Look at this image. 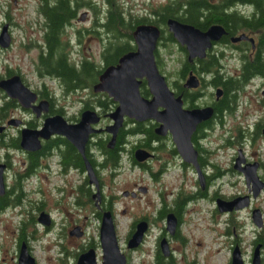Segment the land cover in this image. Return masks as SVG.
<instances>
[{"label":"rangeland","instance_id":"rangeland-1","mask_svg":"<svg viewBox=\"0 0 264 264\" xmlns=\"http://www.w3.org/2000/svg\"><path fill=\"white\" fill-rule=\"evenodd\" d=\"M79 1L83 3L87 0ZM165 1L113 0L115 5L123 9L125 15L131 13L132 16L142 11L141 3L146 7L157 3V9H160ZM35 3V0H17V3L13 0H0V20L4 11H14L16 17V13L20 10H28L27 17L22 16L15 19L21 23L34 21ZM239 6L246 7L245 12H251V6L242 4ZM85 7L86 5L81 6L80 11L87 8ZM88 15L89 18H78L75 22V28L79 29L77 34L79 43L71 44L69 57L75 62L87 57L100 66L102 61L99 51L102 43L98 36H94L91 31L87 30L88 27L89 29L92 27L90 12ZM162 26L168 31L166 25ZM21 30L19 28L13 30L14 40L11 47L0 52V71L3 64L18 67L23 72L29 86L32 89L44 90L52 98L53 107L66 119L75 120L76 117H80L84 103L95 101L92 99V92L94 94L105 92H94L88 87L66 91L57 78L37 74L35 72L37 49L31 48V45L28 48L21 46L27 43ZM257 32L262 34L264 30L249 31L255 37V42L258 40ZM165 35L166 32H164ZM244 46L246 48L239 50L215 44L210 51L218 54L222 52L220 63L223 72L240 77L244 59L242 54H245V58L251 61L259 52L264 66V42L257 49L249 43ZM158 59L160 71L165 75L170 87L174 88L172 80L177 79V71L182 61L186 59L185 51L180 49L176 40L163 38L158 46ZM204 77V81L210 80L209 75ZM243 86L244 92L239 93V99L242 100L241 107L246 106V111H248L245 123H248L251 131L254 123L264 117V74L249 78ZM202 89L207 91L208 95L201 97L197 101L199 104H203L209 92L214 91V88H210L207 84ZM3 96H6V93L0 90V105L5 101ZM113 107V103L104 109L102 106H94L102 113V119L97 124L98 128L104 127L103 125L109 122V117H105L104 112L110 111ZM237 117L239 116L236 114L224 112L223 121L216 122L210 128L208 137L203 140L204 145L213 151L212 158L220 162L223 167L229 165L233 148L231 146L219 147V144L223 143L231 130L234 131ZM131 126L129 123L126 128ZM105 132L102 129L94 133L91 139L96 140L97 137L108 136V132ZM138 137L126 136L124 149H122L120 161L116 167H97L100 179L103 181L102 192L111 199L117 239L120 248L127 254V264H154L156 245L161 238H159L161 232L167 237L173 253L172 260L166 264H229L232 247L236 241L240 246L244 261L246 264H251L252 240L258 230L264 232V226L259 227L252 221L248 208L231 212L219 211L215 199L193 197L190 201L184 202L180 211L182 221L179 224V233L176 236L167 233L164 229L165 217L159 216V209L162 206L169 208L177 197L188 196L196 191L197 174L191 167L181 165V159L168 153L166 149L157 151L160 158L151 160L144 168L134 165L129 158V149L137 142ZM165 145L171 147L170 140L165 142ZM256 145L255 151L261 153L260 157L264 159L263 139L258 137ZM245 148L250 150L251 146L248 145ZM8 149L11 148L0 143V158L4 157ZM90 150L98 160H101L102 157L95 144L90 145ZM57 159L56 155L47 157L45 161L51 165L50 167L39 166V175L30 178L22 175V179L18 178V175L22 172L24 164L21 163L18 155L12 159L13 166L8 172L7 182L11 185L18 178V183L13 187L9 198L10 204L0 212V264L17 263L20 238L24 239L36 264H73L76 253L81 251V247L85 245L87 247L89 243H91L89 246L95 249L97 264H102L99 241L100 218L94 213L95 206L85 191L78 190L76 187L82 181V174L74 169H71L68 174H59L56 170L58 164L54 163ZM162 162L165 163L162 164ZM262 172L264 173V170ZM67 178H70V181ZM142 186L146 187V191L142 192L138 189ZM246 187L239 173L228 171L213 182L211 190L218 188L224 195H230L245 191ZM124 189L134 190L139 195L125 196L121 193ZM252 205L260 207L264 220V192L252 200ZM38 206L49 213L52 219L51 227L45 228V225L36 218L39 214ZM142 216H147L149 221L142 244L138 248H128L126 239L131 224ZM75 224L84 226L83 234L79 236L69 234V229H72ZM262 257L264 259V249H262Z\"/></svg>","mask_w":264,"mask_h":264},{"label":"flooded vegetation","instance_id":"flooded-vegetation-1","mask_svg":"<svg viewBox=\"0 0 264 264\" xmlns=\"http://www.w3.org/2000/svg\"><path fill=\"white\" fill-rule=\"evenodd\" d=\"M13 1L15 3H17V0H13ZM35 1H36L35 7L33 8V11L35 12L34 21H29V19H28V21H29L28 23L26 21H23L21 23L20 21L15 19L16 17H22V16L27 17L28 10H26V11L20 10L19 12L16 13V17L14 16V11H4L3 12V17L0 20V32L2 30V27L4 25H6L7 26V32H8L9 38H10V43L6 47L0 46V52L4 49L11 47L13 40H14L13 30L15 28H19L20 30L22 29L21 31L23 33V37L25 38V41L27 43L23 44L21 46L28 48L31 45V48L37 49V56H36L37 66H36L35 72L39 75H46L45 73H42L38 68V58H39L40 54L46 53L47 33L49 31L48 8L55 5L57 1L56 0H35ZM68 1H69L70 10L72 11V14L69 16L68 20L65 21V23L63 24V31L59 35L60 41L62 43H64V45H65L64 51L67 52L68 58L70 59V57H69L70 51L69 50L72 46L71 44L73 42H75V44L79 43V38L77 35L79 32V29L75 28V26H76L75 22L78 20V18L79 19L89 18L88 12H90V19L92 22V27L90 29L88 27L87 30L91 31L94 36H98L99 39H101L102 44H101V49L99 51V54H100V56H102V50H103L104 44H105V42H107L105 40H107V38H108V32L105 28V23L108 19V12H109L108 11L109 10L108 0H87V1H83V4H81L80 6L78 5V2H80L79 0H68ZM97 1H98V3H97ZM172 1L173 0H166L162 6L169 4ZM208 1H210L212 3H217L220 6V8H222V11L225 13L237 12L238 14L239 13L242 14L243 17H245V18L251 17V15L255 9V3L252 0H208ZM262 2L264 3V0H262ZM241 4L251 6L252 7L251 12L250 13L245 12L244 10L246 9V7L241 8L239 6ZM84 5H86L87 8L85 7L86 9H84L83 11H80L81 6H84ZM156 5H157V3L152 4L149 7H146L144 4L141 3L142 11H140V13L138 12L136 16H132L133 14H131V13H127L128 15H125V12L123 11V9H121V10H122V15H123L124 19L129 20V21L134 23V26L131 30V41H132L133 46L130 49H127L126 51L135 48V43L133 40L132 32L137 25H139V24H152V25H156L159 27L160 35L158 37L156 49L154 51L155 59H156L157 66H158V65H160L159 59H158V46H159L160 40L163 38L168 39V40H176V38H175L173 32L169 29V26L167 23V20L172 16H167L164 20V23H163L162 17L158 11L159 9H157ZM16 8H20V7H16ZM143 10H145V11H143ZM206 13L207 12L204 11V13L202 14V17ZM174 18H176V17H174ZM176 19H178V18H176ZM178 20L185 22V23H188V24H192L201 30H206L211 25H219L223 29L222 33L218 36V38H216L215 40L212 41V45L209 48H207L206 54L203 57H193L191 59H188L187 58V50H186L185 46L183 44H180L176 40L179 43L180 49L185 51L186 60L191 62V63H195L199 59L206 58L209 54L214 53L215 55H217V67H218L219 73L222 75L236 76V75H233L232 73L227 74V73L223 72V70L221 69L222 67H221L220 59L223 56L222 52H220L218 54L215 51H210L212 49V47L215 46V44L224 45V46H227L230 48L232 47L235 49L243 50L244 48H246V46H244L245 44L248 45V43H249L252 45V47L254 49H257L264 42L263 41L264 37H261L260 32H257L258 40L256 42H255V37L249 33V31L254 32V30H262L261 28L253 29V28H250L248 26L247 27L241 26L238 28V30L235 33H230L229 29L226 28V25L221 23V22H210L205 27L202 28V27L195 25L192 22L184 21L181 19H178ZM163 24L166 25L168 31H166V29L162 26ZM164 32H166L165 36H164ZM240 35H244V36H242L240 38H235V37H238ZM126 51H124V52H126ZM119 56L117 57V60H118ZM242 56L245 58L246 55L242 54ZM117 60H116V62H117ZM241 67H243V63H242ZM159 70H160V68H159ZM190 72H192V74H194L198 78V85H196V86H185L184 85V83H185L186 79L188 78ZM241 73H242V70H241ZM241 73H240V75H241ZM262 74H264V73H262ZM262 74H254V75H251L249 78L251 79L252 77H254L256 75H262ZM13 75H18L20 77L21 81L25 85L30 87L29 84L27 83V80H26L23 72L18 67L10 66L9 64H3L1 66L0 79L1 78H8V77H11ZM205 75H209L211 77L210 72L204 73V72H200L197 69H189L187 71V73L185 74V76L183 78H180L181 84L184 88L197 92V94L192 97L191 101L186 100V98H185L186 96L184 95L183 91L178 92L177 88L173 84V80H172V84H173L174 88H171L169 83L167 82L169 87L175 92V95L181 94L184 107H186V108L204 107V106H212L213 107V111H212L211 116L206 118V119L201 120L200 122H198L196 124V127L194 128L192 134H191V140H192L193 146L197 150V164H198L200 171L202 172V174L204 176V183H205L204 187H202L200 185L198 173H197V169H196L195 165L192 162H188V161L183 160V158L179 154V152L176 148L175 142L173 140L172 133H171L170 129H168L165 134H158L155 131V128L158 127L160 124V122L157 121L155 118H147V119L138 121V120H135L134 118H130V117L125 115L123 118V124L117 132V136H118L119 131L121 129L128 130V129L134 127L135 124L139 123V122L147 123L148 125H151L153 127L154 132L158 135V138L151 140L150 146L143 145V139L145 138V136L142 132H136L135 134L126 133L124 135L123 143L121 144V146H123V149H124V142L126 141V136H129V135L130 136H139L137 142L134 143L131 146V148L129 149V158L131 159V162L134 163V165H138V166L144 168L145 166L148 165V163L151 160L158 159L159 155H158L157 151H160V149H166L165 151H167L168 153L173 154V156H177L181 159V162H180L181 165L191 167L192 169H194V171L197 174V180L195 181V183L198 184L197 190L190 193L191 195H188V196L186 195L187 199L185 200V202L187 200L190 201L193 197H198V196L203 197V198L209 197L211 199H215V201H216L219 197L226 199V200H230V199H232L238 195H248L249 199H250L249 204L247 205L248 207L244 206V207L238 208V209L241 210L244 208H248L250 210V215H251V219H252V210L254 208L260 209V207L252 205V200L255 197H257L261 192H264V188H261L259 193L257 194V196L254 197L252 190L249 189V186L247 184H246L247 187H246L245 191H238V192H235V193L230 194V195H224L218 188H214L213 190H211V186L217 178H219L224 173H227L228 171L239 173V175L242 176V178L244 179V181L246 183V178H245L246 170L245 169L247 167H249V168L254 167L259 178L264 181V173L262 172L264 170V159L262 157H260L261 153L256 152L254 149L255 147H257L256 141H257L258 137L263 139V141H264V133H263L264 117L262 119L257 120L254 123L251 131L248 128V123H245V119L248 115V111H246L247 110L246 106L241 107L242 105L240 103H242V100L239 99V93L244 92L243 84H244V82H247V80L249 78L246 81H244L241 86L236 85L235 87L232 88V90L235 93L234 103H233L232 108L227 109V110H223L222 112L219 113L216 109L215 102L223 97L224 88L221 85L213 86L210 83V80L204 81ZM205 84H207V86H210V88L213 87L214 91H210L208 98L203 102V104H199L197 101L201 97L208 95L207 91L202 89V88H204ZM139 88H140V92L143 96L151 97V93L149 92V88H148L147 81H146L145 77L142 78V81L140 83ZM217 89L220 90L219 94H216ZM0 90L5 93V91L1 87H0ZM32 90L36 91V93H37V100L35 101V103H37L41 99H47L49 101L48 112H45V113L42 112L40 115H36V113L33 112L31 107L22 106L18 102L17 98L9 97L7 94H6V96H3V100H5V101H3L2 104L0 105V113H1L0 114V126H3L2 129L0 130V143L3 146H7V148L8 147L11 148V149H8L5 151L4 157L2 156V158H0V162L5 164V168H4L5 192L3 194L6 193L8 199H9V197L11 196V193L13 192V187L15 186V184L18 183L19 177L22 179V175L25 176L26 178H30V177L35 176V175H39L38 167L39 166H43L44 168L50 167L51 165L50 164L48 165V163L45 160L49 156L51 157L53 155H56L58 157V159L54 163H55V165L58 164L57 165L58 167L56 170L59 174H64V175L68 174L71 169H74L77 172H80L82 174V181L76 187L78 190L83 189V191H85V194L88 196V198L92 201L93 205L95 206L94 213L97 215V217L100 218V221H101L102 213L108 209H110L112 211V206H111L110 197L102 192V182L103 181H101L100 176L98 174V170H97L98 166H101V167H106V166L101 164L100 163L101 160H98L97 156H95L90 150V145L93 143V141H95V140H93V138L92 139L90 138L88 140L85 153H86L88 159L90 160V162L92 163L93 168H94L96 175L98 177V180H99L100 198H99L97 203L95 202V199L92 196L93 193L96 191V187H95V184L93 182H90L89 175H88V172H87V169L85 166L83 156L80 154L82 156V163H83V165L81 167L79 165L74 164L73 162L68 161L67 157L64 154V151L67 148V143H70L71 145H73L64 135L51 134L48 138L39 137L40 147H38L37 149H34V150L25 149L20 145L21 136H22L21 131L24 127L32 128V129H38L42 126V123H43L45 116H47L49 114H53V113H60V112L56 111L55 107H53L52 98L47 93H45L44 90H42L41 88H33ZM263 93H264V91H263ZM116 104L117 103L113 100L114 107L116 106ZM83 108H87V107L83 105ZM90 108H94V107H90ZM97 112L100 115V120L96 123V125L94 124L95 127H98L97 124L102 119V113H100L99 111H97ZM108 112L109 111L104 112L105 117H109L107 115ZM224 112H229L230 114H233V115L236 114V116H239L236 119V125L234 127V131L231 130V133H229L224 138L223 143L219 144V147L231 146L233 148V152L231 153V157L229 159V165H227L226 167L221 166L220 162H218L212 158L213 151L208 149L203 143V140L206 139L209 135L210 128H212L216 122L221 123L223 121ZM10 118L18 119L20 121V123L18 125L8 124L7 121ZM78 119H79V117H76L75 120H68V119L67 120L70 122H73V121H77ZM112 122H113V120L109 117V122L105 123L103 125L104 127H102L103 131H106L105 127ZM129 123H131L132 126L126 128V126H128ZM107 132L108 131H106L105 133H107ZM107 134H108V136H103V137L104 138L107 137L106 141L108 143L111 134L109 132ZM117 136H116L115 144L117 142ZM168 140H170L171 147H168L165 145V142H167ZM248 145L251 146L250 150H247L245 148V146H248ZM107 146H108V144H107ZM136 148L146 149V150L150 151L151 155L142 159V160H137L134 156V151ZM11 152H13V154ZM99 152H100V156L103 158V153L101 151H99ZM15 155L19 156L20 161L22 164H24V166H23L22 172L18 175L17 181L15 183H12L11 185H9L7 182L8 172L13 166L12 159L14 158ZM214 157H216V155ZM166 158L168 159V157H166ZM93 159L95 162L93 161ZM133 160H135L136 162H134ZM43 161H45V162H43ZM164 163L165 162H162V164H164ZM235 164H237V166H235ZM161 168H162V166H161ZM65 178H66V176H65ZM70 178H67V180L70 181ZM250 186H251V184H250ZM138 189L141 190L142 192L146 191L145 186L139 187ZM3 194H0V195H3ZM136 195H139L138 192ZM174 201H173V205L175 203ZM9 204H10V202H9ZM9 204H7V205H9ZM7 205L1 207L0 212L3 211ZM173 205L169 208L162 206L159 209V216H161L162 218L165 217V226H164L165 228L164 229L167 231V233L170 234V232L166 229V215L169 212L174 213V215L176 216V219H177V224H176V229H175L174 234H170V235L176 236L179 233V224L182 221V219H181L180 213L175 212ZM216 207L218 209L217 201H216ZM162 209H165V212L162 213L161 212ZM238 209L233 208L232 210H228V211L229 212H231L233 210L238 211ZM37 210H39V213L41 211H44L45 213L48 214V219H49L48 224H45L41 221L40 222L43 223V225H45V228L51 227L52 226V219H51L49 213L46 212L40 206H38ZM260 211H261V209H260ZM112 215H113V212H112ZM261 215H262V211H261ZM36 218L38 219L37 215H36ZM141 219H145L147 221L148 227H149V221L147 219V216H142L137 221H134L131 224L129 234L127 235L126 246H127V240L130 237V235L132 234V232L134 231L136 223ZM252 221H253V219H252ZM76 225H78L81 228L82 234H83V230H84L83 227L84 226L80 225V224H75V226ZM261 226H264L263 215H262V225ZM261 226H259V227H261ZM99 228H100V225H99ZM70 230L71 229H69V231ZM145 234H146V231L143 235L142 241L144 239ZM163 237H166V236H164L163 232H161V235H159L160 239L156 245V251H155L154 258L156 259V257L159 254H161L162 256H165L166 258H170V260H172V258H173L172 254L173 253H172V250L169 246V241H168L167 237H166V239L168 241L170 253L168 255H165L160 248V240ZM22 241H24V239L20 240L18 252H19L20 244ZM142 241L137 247H134V248H138L142 244ZM90 244L91 243H89L87 247H85L86 245L81 247L80 252L84 251L85 249H87L89 247H92V246H89ZM236 244L239 246L237 241L235 242L234 245H236ZM252 244H253V251H254L255 247L257 245H259V249H260V263L259 264H264V259L262 257V249H264V232H260L258 230L256 236L252 240ZM128 248H131V247H128ZM239 248H240V246H239ZM94 251H95V249H94ZM121 251H122V249H121ZM253 251H252V255H253ZM79 253H76V259L74 262L75 264H76L77 256L79 255ZM125 255L127 257L126 253H125ZM252 255H251V258H252ZM101 256H102V251H101ZM17 258H18V255H17ZM243 259H244V257H243ZM127 261H128V258H127ZM127 261H126V264H127ZM245 264H246V262H245ZM251 264H252V262H251Z\"/></svg>","mask_w":264,"mask_h":264},{"label":"water","instance_id":"water-1","mask_svg":"<svg viewBox=\"0 0 264 264\" xmlns=\"http://www.w3.org/2000/svg\"><path fill=\"white\" fill-rule=\"evenodd\" d=\"M167 23L176 40L185 46L188 59L205 56L207 48L212 45V41L218 38L223 30L219 25H211L206 30H201L174 17H170ZM132 35L135 48L120 55L116 63L105 66L99 73L97 81L92 85L94 92L103 91L117 103L107 113L113 120L112 123L105 127V130L111 134L107 144L109 147L115 144L117 132L123 124L125 115L138 121L155 118L160 122L155 131L158 134H165L170 129L179 154L183 160L192 162L195 165L200 185L204 187V176L197 164V150L193 146L191 134L198 122L211 116L213 107L186 108L183 106L181 94L175 95V92L169 87L164 74L160 72L157 66L154 54L160 35L158 26L139 24L133 30ZM242 36L244 35L235 38ZM9 43L10 38L7 26L4 25L0 32V46L6 47ZM143 77L147 81L151 97H145L140 92L139 86ZM184 85L196 86L198 85V78L190 72ZM0 87L9 97L17 98L22 106L31 107L36 115L49 110V101L41 99L35 103L37 100L36 91L25 85L18 75L1 78ZM219 91L217 89L216 94H219ZM99 120L100 115L98 112L90 107L82 109L79 119L73 122L68 121L61 113L49 114L45 116L40 128L24 127L21 131L20 141V145L23 148L34 150L40 147L39 137L48 138L51 134L64 135L84 158L90 182H93L96 187V191L92 195L96 203L100 198L99 180L85 150L92 134L102 130V128L94 125ZM7 123L18 125L20 121L10 118ZM2 127L0 126V130ZM150 155V151L143 148H136L134 151V156L137 160H142ZM4 168L5 164L0 162V194L5 192ZM245 170L246 184L255 197L260 189L264 188V181L259 178L254 167H247ZM121 193L125 196L129 194L131 196L136 195V191L128 189L122 190ZM249 200L248 195H238L230 200L219 197L216 201L220 211H228L233 208L238 209L247 206ZM252 219L257 226L262 225V215L259 208L252 210ZM38 220L48 224V214L41 211L38 215ZM176 224L177 219L174 213H167L166 229L170 234H174ZM147 228V221L145 219L139 220L127 240V246L131 248L137 247L141 243ZM69 233L79 236L82 234V230L76 225ZM99 241L102 251V264H126L127 257L120 249L110 209L102 213ZM160 248L165 255L170 253L166 237L160 240ZM251 262L252 264L260 263L259 245L253 251ZM17 264H36L24 241L20 244ZM76 264H97L94 248L89 247L80 252L77 256ZM230 264H245L237 244L232 248Z\"/></svg>","mask_w":264,"mask_h":264},{"label":"trees","instance_id":"trees-1","mask_svg":"<svg viewBox=\"0 0 264 264\" xmlns=\"http://www.w3.org/2000/svg\"><path fill=\"white\" fill-rule=\"evenodd\" d=\"M56 4L48 8L49 31L47 33L46 53L40 54L38 58V68L42 73L52 76L60 80L61 85L66 91H74L83 87L92 89V85L97 81L99 73L104 66L114 64L117 57L132 45L131 30L134 23L124 19L121 7L115 5L113 0H108L109 12L108 19L105 23V28L108 32L107 42H105L101 61L102 65L93 62L89 58H81L77 62L68 58L67 52L64 51V43L59 39L60 33L63 31V24L72 14L68 0H56ZM255 3V9L251 17H243L237 12L225 13L217 3H212L208 0H174L166 4L158 10L163 23L167 16L176 17L178 19L189 21L199 27H205L210 22H221L226 25L230 33H235L239 27H250L253 29L261 28L264 30V3L262 0H252ZM81 1L78 2L80 6ZM207 13L202 17V14ZM264 33L261 34V37ZM263 44V43H262ZM189 69H197L200 72L211 74L210 83L213 86L221 85L224 88V95L221 99L215 102L216 109L220 113L223 110L231 109L234 103L233 87L241 86L251 75L264 73V66L261 61L259 52L253 60L243 59L242 73L240 77L231 75H222L217 67V55L209 54L206 58L199 59L195 63H191L186 59L182 61L180 68L177 71V79L173 80V84L178 92H184L186 100L191 101L192 97L197 94L196 91L188 90L181 84L180 78H183ZM92 99L95 101L85 102L84 106L94 107L102 106L106 108L113 100L105 93L94 94ZM99 95V96H98ZM58 111V110H56ZM59 112V111H58ZM142 132L145 136L143 145L150 146V141L158 138L153 127L147 123H136L134 127L124 130L121 129L117 136V142L113 147L107 146V138L97 137L93 144L103 153L101 164L108 167H116L119 164L123 146V138L126 133L135 134ZM67 160L82 167V156L76 148L67 143V148L64 151ZM94 161V159H93ZM92 161V162H93ZM136 162L135 160H133ZM95 162V161H94ZM93 162V163H94ZM11 197V196H10ZM9 197V198H10ZM185 197H177L174 203V210L180 213ZM7 194L0 195V208L9 204ZM161 212H165L162 209ZM20 240H23L20 238ZM170 258H166L159 254L154 264H166Z\"/></svg>","mask_w":264,"mask_h":264}]
</instances>
